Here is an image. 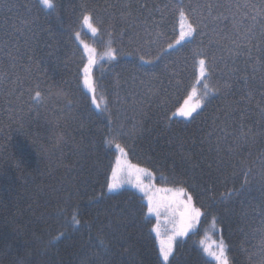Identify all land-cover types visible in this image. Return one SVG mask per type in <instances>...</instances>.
I'll list each match as a JSON object with an SVG mask.
<instances>
[{"label":"snow or ice","instance_id":"6c2138e0","mask_svg":"<svg viewBox=\"0 0 264 264\" xmlns=\"http://www.w3.org/2000/svg\"><path fill=\"white\" fill-rule=\"evenodd\" d=\"M2 2L8 11L12 10L8 0ZM34 6L40 11L57 9L56 0H36ZM25 8L29 15L18 20L8 17L0 23V97L6 103L0 115L6 114L10 122L20 115L22 129L42 118L43 124L38 125L37 131L26 133L32 146L42 147L47 142L58 148L67 143V129L69 121L75 118L73 109L77 102L62 83L46 75L40 76V61L36 55L39 34L33 28L35 20L29 18L32 9L27 4ZM77 23L81 30L86 29L101 41L107 36L105 51L101 54L81 39V31L74 32L83 49L77 76L89 93L90 106L106 119L104 143L114 156L105 173L102 191L95 199L99 202L106 194L120 195L126 185L135 190L133 197L141 194V226L150 225L148 234H154L147 264H175L179 243L197 233L210 215L209 208L198 203L192 190L196 186L195 177H182L175 169L168 176L160 170V180L171 186L157 187L153 183L156 172L142 167L139 162L133 163L128 144L129 138H138L144 132L143 120L138 117L146 116L147 109L153 105L167 108L171 97L154 84L137 82L133 77L125 82L129 88L123 96L119 91L115 93V104L119 106L113 109L114 102L102 90L94 69L102 61L116 59L117 49L113 45L117 40L128 47L134 46L137 51L145 50L139 56L142 64L163 61L190 42L198 41L191 53L192 82L184 85L179 73H173L169 84L174 82L177 92L183 85V95H178L173 107L167 109L171 116L167 117V112L165 115L169 120L181 118L190 122L213 100L221 101L206 134L208 151L215 154L219 165H231L234 174L239 170L243 177L239 188L230 189L226 195L229 198L243 196L257 176L253 166L256 163L260 166L259 182L264 187V147L253 159V148L264 146V0H167L162 5H150L149 0H81ZM145 56L152 59L146 60ZM121 87L118 83L117 89ZM10 139L5 126L0 125V140H3L0 167L10 163L19 170L31 153L20 143L17 145L20 159H14L8 153ZM66 211V207L59 208L61 215ZM252 211L259 216L255 230L260 237L256 245L259 258L253 260V253L249 259L253 264H264V199ZM78 215V209H73L71 219L76 225L80 224ZM135 217L136 212L122 210L120 218L106 226L108 231L101 229L99 242L83 256L80 264H144L133 244L125 247L121 243L127 240L122 227L133 223ZM216 226L217 218L212 216L210 227L214 233L218 231ZM64 235L61 232L54 239L59 240ZM199 246L211 264H231L229 246L222 235L213 239L205 229ZM124 257L127 259H122ZM205 264L209 261L205 260Z\"/></svg>","mask_w":264,"mask_h":264},{"label":"trees","instance_id":"16d2710c","mask_svg":"<svg viewBox=\"0 0 264 264\" xmlns=\"http://www.w3.org/2000/svg\"><path fill=\"white\" fill-rule=\"evenodd\" d=\"M35 2L8 0V6L12 7L8 11L0 0V23L8 17L18 20L29 15L26 4L32 9L29 18L35 20L33 28L39 34L36 55L40 61V76L46 75L54 82L62 83L77 106L73 109L75 118L69 121L67 143L58 148L47 142L42 147L32 146L26 133L37 131L38 125L43 124L42 118L22 129L20 115L11 122L6 114L0 115V125L5 126L6 133L11 136L7 142L8 153L19 160L17 145L20 143L26 145L25 150L31 153L19 170L10 163L0 167V264H80L83 256L99 242L101 229L108 231L106 226L110 221H117L122 210L125 213L136 212V217L133 223L122 227L127 240L121 243L125 247L133 244L139 250V259L147 264L154 234H148L150 225L141 226V194L133 197L135 190L125 187L120 195L106 194L99 202L95 199L102 191L105 173L114 156L104 143L106 119L90 106L89 93L77 76L83 49L74 32L81 31L82 36L92 37L77 23L81 0H56L57 9L52 12L40 11L34 6ZM164 2L167 0H149L150 5H162ZM168 31L171 34V23ZM94 39L102 47L107 36L103 41L98 37ZM197 45L198 41L190 42L163 61L142 64L139 56L145 50L137 51L134 46L128 47L117 40L113 45L117 49L116 59L102 61L94 69V75L102 90L113 100V109L119 106L115 104V93L119 91L123 96L129 88L125 82L133 77L137 82L143 80L154 84L171 97L167 108L153 105L147 109L146 116L138 117L143 120L144 132L138 138H129L128 144L132 149L129 158L153 169L159 184H166L159 178L160 170L168 176L175 169V173L182 177H195L196 186L192 190L198 197V203L202 202L209 208L210 215L197 233L190 234L179 243L175 264H205V260L211 264L210 258L205 257L200 249L199 239L210 227L212 216L217 218L229 246L232 264H253V260L259 258L256 245L260 237L255 231L259 216L253 215L252 210L264 199V187H261L258 175L259 163L253 165L257 176L250 190L243 196L229 198L226 194L232 188H239L243 177L238 169L234 174L231 165H219L215 154L208 151L206 140L211 118L221 101L213 100L190 122L181 118L169 120L165 115L167 112V117L171 116L167 109L173 107L178 95H183V85L177 92L174 82L170 85L169 79L173 73H179L184 85L192 82L194 68L191 53ZM145 59L152 57L145 56ZM33 70L35 74V66ZM217 74H220L219 70ZM118 83L122 86L120 89H117ZM5 107V100L0 97V113ZM261 147L264 146L253 148V159ZM189 184H193L191 179ZM63 207L67 211L61 215L59 208ZM73 209H78L79 225L71 219ZM61 232L65 233L64 237L55 240L54 237ZM253 253L255 256L250 260L249 256Z\"/></svg>","mask_w":264,"mask_h":264},{"label":"rangeland","instance_id":"374dc122","mask_svg":"<svg viewBox=\"0 0 264 264\" xmlns=\"http://www.w3.org/2000/svg\"><path fill=\"white\" fill-rule=\"evenodd\" d=\"M84 30H86V29H84ZM87 31V30H86ZM88 32V31H87ZM88 34H90L89 32H88ZM91 35V34H90ZM95 37H88V36H82L81 35V39L85 42V43H88L89 45H91V46H94V47H96L97 49H98V52L99 53H103L104 51H105V44L102 46V47H100L97 43H95V39H94ZM82 47V46H81ZM114 47V46H113ZM115 48V47H114ZM133 163H136V162H134V161H132ZM141 165V164H140ZM142 167H145V165H141ZM147 167V166H146ZM151 169V168H150ZM153 183H155L156 185H157V187H168V186H171V185H167V184H159V183H157L156 182V180H154L153 181ZM125 187H130V186H125ZM217 232H213L212 230H211V227H209V228H207L208 229V236L209 237H211V238H213V239H216V238H218L220 235H222L223 236V238H224V240H225V242H226V239H225V237H224V235L222 234V231H221V227H220V225L217 223ZM204 237H205V231L202 233V235L200 236V239L199 240H201V239H204ZM210 242V241H209ZM226 244H227V242H226ZM228 245V244H227ZM231 260V259H230ZM231 264H232V262H231Z\"/></svg>","mask_w":264,"mask_h":264}]
</instances>
